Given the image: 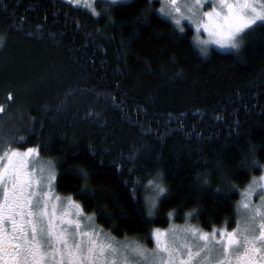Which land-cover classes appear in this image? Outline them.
Masks as SVG:
<instances>
[{
  "label": "trees",
  "instance_id": "trees-1",
  "mask_svg": "<svg viewBox=\"0 0 264 264\" xmlns=\"http://www.w3.org/2000/svg\"><path fill=\"white\" fill-rule=\"evenodd\" d=\"M158 3L105 12L97 1L93 15L66 0H0V150L37 148L57 193L114 238L148 245L169 213L231 228L239 190L264 166V26L237 52L202 55ZM154 177L167 192L148 214Z\"/></svg>",
  "mask_w": 264,
  "mask_h": 264
},
{
  "label": "snow or ice",
  "instance_id": "snow-or-ice-1",
  "mask_svg": "<svg viewBox=\"0 0 264 264\" xmlns=\"http://www.w3.org/2000/svg\"><path fill=\"white\" fill-rule=\"evenodd\" d=\"M122 4L123 0H106L105 12ZM204 4L205 0H185L183 4L166 0L177 25L187 19L197 32L203 28L208 34V39L199 41L202 55L207 54L209 44L239 50V40L247 31L258 22L264 26V4L216 0L211 10L202 11ZM85 6L91 7L89 3ZM93 15L98 13L93 11ZM4 110L0 106V112ZM17 143H23V137ZM255 148L250 146L251 151ZM34 156L38 157L36 148L20 151L10 145L0 153V264H264V195L259 204L249 200L264 193V176L253 178L243 193V207L251 213L243 230L239 226L231 232L214 228L208 233L189 225L180 244L170 243L167 233L155 230L156 248L149 253L138 244L120 245L105 236L95 227L93 217H84L79 203L57 196L54 163H41L37 168ZM253 165L257 170L256 161ZM81 177L86 181L83 172ZM146 188L154 192L145 198L151 214L167 188L158 177L149 179Z\"/></svg>",
  "mask_w": 264,
  "mask_h": 264
},
{
  "label": "rangeland",
  "instance_id": "rangeland-1",
  "mask_svg": "<svg viewBox=\"0 0 264 264\" xmlns=\"http://www.w3.org/2000/svg\"><path fill=\"white\" fill-rule=\"evenodd\" d=\"M66 1L70 2V0H66ZM97 1L106 2V0H78V2H77V0H71L70 3L72 5L80 6L82 8H85L88 11H90L91 13H93V11H95L97 13V11H98L97 8H96L97 7L96 6V2ZM124 1H128V0H123V2ZM158 2H159L158 6L156 8L157 12L163 18L171 21V23L173 24V26H174V28L176 29L177 32L183 33L185 31V29H187V28L191 29L192 30V40H193L194 44L197 46V48L201 51L202 45L199 43V41L208 39V34L206 32H204L203 28H200L199 32H197L196 25L193 24L191 21H189L187 19L181 20L180 25H177L174 22L173 16L169 15V12H173V10L166 5V0H158ZM178 2L183 4L185 2V0H178ZM215 2H216V0H205V4L202 7V11L211 10L212 4L215 3ZM253 2H255L256 4H264V0H253ZM85 3H89L91 5V7H86ZM162 8L164 9L163 12L161 11ZM243 36L239 40L240 48H241V45L243 43ZM240 48H239V50H240ZM211 49H216V50H219V51H226V52H237V51H239V50L231 49L229 47L221 48L218 45L209 44L207 46V54L209 53V51ZM6 147L2 148L0 150V153H2ZM27 148H35V147H27ZM27 148H18V149L20 151H25ZM37 152H38V150H37ZM33 159L34 160H38V163L35 165L37 168H39L41 163H47L48 161L53 162L52 160H50L48 158L42 157L39 154V152H38V157L34 156ZM54 170L56 172L55 168H54ZM261 176H264V166L261 168V171H260L259 175L256 176V177H253V178H257L258 179ZM252 179L250 180V182L252 181ZM158 182L161 183V180L159 178H158ZM250 182H248L245 186H243L239 190L238 200L236 202V207H235V222H234V224H233V226L231 228H228L226 226H220V227L213 226L212 229L205 230V229L200 228L197 224L192 223L188 218H184L181 222H176V221H174L173 217L171 216V213H169V214H166V216H165L166 217L165 226H152V228L150 229V231L148 233V238H150L151 244L148 245V244H145L144 241H141V240H138V239H121V240L116 239L113 236H111L108 232L103 230L100 226H98L95 222H94V225H95V227L97 229H102L103 233L105 234V236H107V237H109L111 239H114L118 244H120V245H123L124 243H129V244H134V245L138 244L141 247H143L144 249H147V251L149 253L153 252L155 250V248H156L155 241H154V239H152V236H153V233H154L155 230H159L162 233H167L168 234L167 235L168 241L170 243L175 241L177 244H180V243L183 242L184 237H185V233H184L183 230L189 225L196 226V227L200 228L201 230H203L204 232H208V233H211L214 228L215 229L226 228L227 231L231 232V231L237 229V227L239 226V228L241 230H243V228L245 227L246 222L248 221V218L251 215V213L243 207V200H244L243 193L245 192V190L249 186ZM147 184H148V182L144 185V192H143L144 193L143 194V198H144L145 204H146V199H145L146 196L154 195V192L152 191L151 188H146ZM54 192H55V194L57 196H59V197H61L63 199H67V198L70 197V196H62V195H60L59 193L56 192L55 187H54ZM261 195H264V193L256 194L253 197H250L249 198L250 202L252 204H259L260 203V199H261ZM146 206H147V204H146ZM147 209H148V206H147ZM153 212H154V210L152 211L151 214H153ZM148 214H149V210H148ZM83 215H84L85 218L92 217L91 215L85 214L84 212H83ZM85 222H87V221H85ZM256 227L258 228V223H257ZM216 247H217V249L220 248L219 245H217ZM219 254L220 253L218 251L216 253V255H219ZM213 264H215V261H213Z\"/></svg>",
  "mask_w": 264,
  "mask_h": 264
}]
</instances>
